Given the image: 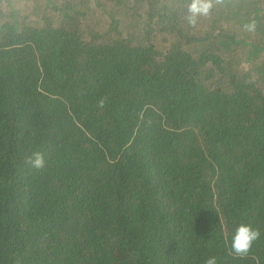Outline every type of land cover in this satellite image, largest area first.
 <instances>
[{
	"label": "trees",
	"instance_id": "1",
	"mask_svg": "<svg viewBox=\"0 0 264 264\" xmlns=\"http://www.w3.org/2000/svg\"><path fill=\"white\" fill-rule=\"evenodd\" d=\"M189 3L0 0V264H264V0Z\"/></svg>",
	"mask_w": 264,
	"mask_h": 264
},
{
	"label": "clouds",
	"instance_id": "2",
	"mask_svg": "<svg viewBox=\"0 0 264 264\" xmlns=\"http://www.w3.org/2000/svg\"><path fill=\"white\" fill-rule=\"evenodd\" d=\"M212 8V0H190L187 7V13L185 19L187 23L195 27L198 23V19L201 16H206ZM249 29H254L255 25H249ZM105 101L99 102L100 107L104 106ZM27 164L33 168L40 169L45 165V157L42 152H34L27 158ZM261 236L259 229H255L251 224L241 223L235 230L232 236L231 252L237 256H246L250 252L253 244ZM205 264H218L215 256L206 259Z\"/></svg>",
	"mask_w": 264,
	"mask_h": 264
}]
</instances>
